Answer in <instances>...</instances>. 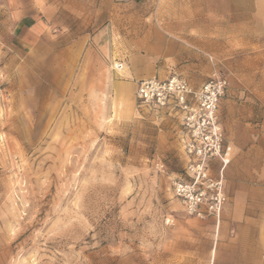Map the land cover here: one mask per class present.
<instances>
[{
    "label": "rangeland",
    "instance_id": "obj_1",
    "mask_svg": "<svg viewBox=\"0 0 264 264\" xmlns=\"http://www.w3.org/2000/svg\"><path fill=\"white\" fill-rule=\"evenodd\" d=\"M245 5L167 0L181 35L155 0H0V264L225 263L226 209L264 188V3ZM161 35L201 55L162 76L226 80L214 124L137 108L130 77L153 75ZM179 183L226 201L190 214Z\"/></svg>",
    "mask_w": 264,
    "mask_h": 264
},
{
    "label": "crops",
    "instance_id": "obj_2",
    "mask_svg": "<svg viewBox=\"0 0 264 264\" xmlns=\"http://www.w3.org/2000/svg\"><path fill=\"white\" fill-rule=\"evenodd\" d=\"M251 1H261V3H264V0H234V2L236 3H245V7H247V5H251ZM155 2L159 3L160 5L159 10L155 12V16L159 19V26L156 27L159 28L160 31L158 29L157 31H166V33H168L169 31L171 34L181 35H183L182 32H188L186 27L180 30L179 25H177V30L174 31V24L171 23V19L173 18V12H167L162 10V4L167 3V0H155ZM205 15L206 17H209L208 13H206ZM163 19H168L170 21H166V23H163L161 21ZM202 34H204L203 31L201 32V35ZM166 40L167 38L164 36V40L162 42L161 35V49L159 53L161 56V61L159 62L158 66L156 64L155 66L151 67L152 69L157 68L156 70H153V75L151 71L143 76L137 73V71H132V74L134 76L130 78L133 80L131 81V83L133 84L135 90L137 88L136 84L140 80L150 79L156 77L155 75L158 74L160 75L158 76L159 78L161 77L166 79V77L162 75L166 74L165 69L167 67L177 68L178 70L189 69L190 71H192L196 70L199 66V64L196 61H193V59L196 58V60H199L201 58L200 54L192 53L188 57V59L185 60L184 54H174V50L180 49L182 45L178 44L177 41L169 40V42H167ZM189 45L191 44L189 43ZM182 48L186 49L185 46H183ZM129 73L130 72H128L127 74L128 76ZM251 119L252 116H250V120ZM251 151L252 147L247 150V153H250ZM244 153L245 155L247 154L246 152ZM227 159L230 163V159ZM263 170L264 165L262 171ZM262 171L260 178L264 179V171ZM248 181L253 182L254 180L249 179ZM248 181H246L247 183H244L245 185H247V187L250 186L248 185ZM247 187L241 190V193L239 192V194L236 196L232 208L226 209L228 211V225H231L232 222L236 227L235 231H238L240 235L236 236L234 240L228 241V246L231 250H227V253L225 252L224 264H264V232H261V230L259 229L261 227H264V188Z\"/></svg>",
    "mask_w": 264,
    "mask_h": 264
},
{
    "label": "built area",
    "instance_id": "obj_3",
    "mask_svg": "<svg viewBox=\"0 0 264 264\" xmlns=\"http://www.w3.org/2000/svg\"><path fill=\"white\" fill-rule=\"evenodd\" d=\"M117 72L125 69V63H117ZM227 87L224 78L218 75L211 78L200 89L195 90L181 75L172 74L166 79L153 77L137 83L136 105L139 110L168 109L180 113L184 124L190 127L196 123L199 128L214 124L218 103ZM218 144V152L220 151ZM176 195L190 214L202 216L203 207L207 213L217 214L226 199L217 194L209 196L206 190L200 191L187 184L179 183L175 187Z\"/></svg>",
    "mask_w": 264,
    "mask_h": 264
},
{
    "label": "bare ground",
    "instance_id": "obj_4",
    "mask_svg": "<svg viewBox=\"0 0 264 264\" xmlns=\"http://www.w3.org/2000/svg\"><path fill=\"white\" fill-rule=\"evenodd\" d=\"M124 70H125V69H124ZM120 72H121V71H120ZM125 72H127V71H125ZM122 73H123V72H122ZM126 74H128V73H125V75H126ZM223 162H224V165L226 164V166H227V164H228L227 158H224V161H223Z\"/></svg>",
    "mask_w": 264,
    "mask_h": 264
}]
</instances>
